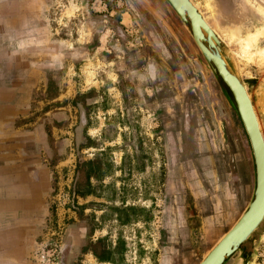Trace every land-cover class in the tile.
Segmentation results:
<instances>
[{
    "label": "rangeland",
    "instance_id": "rangeland-1",
    "mask_svg": "<svg viewBox=\"0 0 264 264\" xmlns=\"http://www.w3.org/2000/svg\"><path fill=\"white\" fill-rule=\"evenodd\" d=\"M196 1L202 10L216 11L213 0ZM259 1L264 19V4ZM222 2L230 9L229 0ZM263 37L264 27L245 38L229 37L230 43L239 47L244 69L250 64L264 67ZM244 47L250 49V56ZM4 71L1 68L5 76ZM244 75L264 133V80L256 87L251 72ZM4 76L0 85L9 88L13 78ZM101 85L105 95L102 102L115 99L107 89V80ZM187 85V80L177 81L180 96L164 91L156 106L154 98L148 97L145 107H133L140 102L135 99L140 90L130 89L125 96L132 103L130 107H79L78 113L71 107L68 113L73 117L61 134L66 136L67 146L52 143L54 181L47 198L51 217L40 241L42 248L35 256L38 264H200L234 226L255 189L250 144L235 107L223 94L225 107L222 102L221 107H202L200 97L186 91ZM43 108L33 107L30 122L45 117ZM1 115L9 117L7 112ZM82 115L88 121L85 132L90 136L84 132L85 143L80 147L74 140V118L78 123ZM47 130L51 138L57 133L49 126ZM130 167L140 171H130ZM80 170L92 171L94 178L85 185L93 186L95 196L79 203L93 210L101 206L97 212H86L93 213L94 220L84 217L83 236L78 227ZM112 192L120 196L112 199ZM114 208L119 211V222L110 212ZM94 224L99 228L92 233Z\"/></svg>",
    "mask_w": 264,
    "mask_h": 264
},
{
    "label": "crops",
    "instance_id": "crops-1",
    "mask_svg": "<svg viewBox=\"0 0 264 264\" xmlns=\"http://www.w3.org/2000/svg\"><path fill=\"white\" fill-rule=\"evenodd\" d=\"M222 1L213 0V13L198 8L231 51L243 80L249 71L258 87L264 67L250 64L244 69L239 47L229 37L245 38L264 27L258 9L262 4L229 0L227 10ZM114 27L126 33L123 43ZM166 50L177 64L191 67L190 92L203 97L205 107H221V102L225 107L215 75L166 0H0V79L1 68L5 79L20 74L9 88L0 85V264H38L35 256L51 217L47 198L54 181L52 143L67 146L61 134L73 117L71 107L75 113L79 107H122L125 87L135 85L138 76L151 83L160 79L162 63L156 55L165 56ZM134 59L139 60L136 66ZM105 80L115 99L104 104ZM33 107H46L37 123L29 120ZM86 122L74 118L75 142L82 141ZM48 126L57 130L52 138ZM239 261L236 255L233 264ZM252 264H264V226Z\"/></svg>",
    "mask_w": 264,
    "mask_h": 264
},
{
    "label": "water",
    "instance_id": "water-1",
    "mask_svg": "<svg viewBox=\"0 0 264 264\" xmlns=\"http://www.w3.org/2000/svg\"><path fill=\"white\" fill-rule=\"evenodd\" d=\"M166 1L187 26L226 99L235 107L247 135L255 166V189L251 202L200 264H226L236 254L240 260L238 264H252L256 243L264 226V135L259 118L231 51L225 48L200 9L192 0Z\"/></svg>",
    "mask_w": 264,
    "mask_h": 264
},
{
    "label": "flooded vegetation",
    "instance_id": "flooded-vegetation-1",
    "mask_svg": "<svg viewBox=\"0 0 264 264\" xmlns=\"http://www.w3.org/2000/svg\"><path fill=\"white\" fill-rule=\"evenodd\" d=\"M120 1H124V0H108V2L110 4H117ZM114 32L116 34L115 37H116L117 41L119 43H123V41H124L123 39L126 38V33H124L122 31V29H120V28L118 29L117 27H114ZM183 43H185V42L183 41ZM175 46L172 45V48H173L172 49V52H175L176 51ZM146 52L148 54H150V53L153 54V52H152L151 49H147ZM166 53H167V55L162 56V57L159 56V55H156L158 57V59L161 61V63H162V71H161V74H160V79L158 81L151 83V82H148V81L144 80L142 77L138 76V80L135 83V85L133 83V84H130V85H132V87H125V91H127L125 96L128 95V90H130V89H139L140 90L138 93L136 92L137 97L135 98L136 100H138L140 102L134 103L133 104V107H141L139 105L140 103H141L142 106H146L147 105V102L146 101H148L147 100L148 97L149 98H154V104H155V106L156 105H159V102H160L159 97L162 96V95H164V91L165 92L170 91V95L171 96H173V95L174 96H180V91H178L176 89V83L180 79L187 80L188 85L186 86V91L190 92L189 86L192 85L193 77H194L193 76L194 74L191 71V67L187 63L185 65L177 64L175 62L177 60L176 57H175V55H170L167 50H166ZM134 61L135 62H133L134 63L133 66L138 65L139 60L138 59L137 60L134 59ZM174 66H176V67H174ZM141 79L144 81L143 83L140 82ZM168 81L169 82L171 81L172 83H169L168 84ZM137 87H139V88H137ZM148 89L151 90V93H149V94H148ZM173 90H175V91H173ZM144 92H146L147 94H143ZM182 92H185V90L182 89ZM198 97H200V96H198ZM202 98L201 97L199 98L200 99L199 102H200V104H201L202 107H205V105H204L205 104V101ZM124 100H125V102H123L124 105H122V107H130V105L132 103L127 102V99L125 97H124ZM150 105H153L152 102L150 103ZM81 108L82 107H80V109ZM80 120H81V122L85 120V119H83V115L81 116ZM87 124H88V121L86 122V125H83V139H82V141H79L80 147H81L82 144L85 143L84 132H85V127L87 126ZM85 133H86V135L90 136V134H88V131H86ZM129 170L130 171L131 170H133V171L134 170L140 171L139 169L137 170V168L131 169V167H130ZM145 170H146V168L143 170V172ZM78 173H79V175H78V184H77V191H78V195H77L78 201H77V204H78V214H79L80 221H81L80 222V225H78V227H79V232H80L79 234H80V236H83L82 234H83V228L84 227L82 226L83 225L82 223L84 222V220H83L84 217L85 218L86 217H89V218H86V219L87 220H90V221H93L94 220L93 213L87 215L86 212H88V211L97 212V209L99 207H101V206L100 205L99 206H95L96 209L93 210L92 206L87 207L85 204L79 203V200H82L85 203H87L86 200L88 198L92 197L93 195L95 196V194L93 192V189H92L93 186L92 185L88 186V188H86V185H85L86 184V181L91 182V180L94 178L92 171H89V172L86 171L85 172V170H80ZM159 182H160V180H159ZM159 189H160V187H159ZM96 195H97V192H96ZM110 196H111V194H110ZM118 196H120V195H115V193L112 192V196H111L112 199H114L115 197H118ZM96 197H98V196H96ZM122 198L124 199V196ZM124 203L125 202L123 201L122 204H124ZM106 211L107 210L104 209L103 212H106ZM110 212L115 213L116 217L118 218L117 222H119V218H120L119 215H118V212L119 211L114 208L113 210H110ZM124 213H126V211H124ZM122 220L124 221L125 219H122ZM97 228H99V225L98 224L97 225L94 224L91 227V232L92 233L96 232L98 230ZM92 242L93 241H91L90 243H92ZM93 246L94 245H92V247ZM59 264H67V261H65V262L64 261H60ZM230 264H233V262L230 263Z\"/></svg>",
    "mask_w": 264,
    "mask_h": 264
},
{
    "label": "bare ground",
    "instance_id": "bare-ground-1",
    "mask_svg": "<svg viewBox=\"0 0 264 264\" xmlns=\"http://www.w3.org/2000/svg\"><path fill=\"white\" fill-rule=\"evenodd\" d=\"M262 1V3L264 4V0H261ZM261 9H263V8H261ZM264 11V10H263ZM206 19V18H205ZM207 21V20H206ZM208 22V21H207ZM211 26V25H210ZM244 46H245V44H244ZM248 47V46H247ZM244 49V51L246 52V54L248 53V52H250V49L248 48V49H246L245 47L243 48ZM248 51V52H247ZM248 56H250V54L248 53L247 54ZM263 56V55H262ZM251 58V57H250ZM255 109V108H254ZM259 120V119H258ZM259 123H260V121H259ZM260 128H261V124H260ZM261 131H262V129H261Z\"/></svg>",
    "mask_w": 264,
    "mask_h": 264
}]
</instances>
